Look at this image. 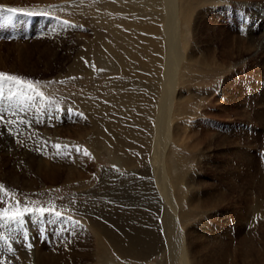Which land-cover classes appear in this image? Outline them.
I'll return each mask as SVG.
<instances>
[{"label": "rangeland", "instance_id": "374dc122", "mask_svg": "<svg viewBox=\"0 0 264 264\" xmlns=\"http://www.w3.org/2000/svg\"><path fill=\"white\" fill-rule=\"evenodd\" d=\"M9 1L31 8L27 11L47 9L49 16L18 15L27 24L0 26V72L40 81L51 105L42 107L37 99L35 106L20 111L16 99H7V89L0 98V115L16 121L7 127L0 123V208L14 207L18 200L21 207L54 206L62 216L25 213L22 225L0 220V261L40 264L36 254L41 252L46 258L54 254L56 264H103L90 213L97 216L101 207L122 199L145 204L151 198L147 200L142 187L133 191L129 185L154 181L150 158L140 165L119 164L110 142L92 133L93 121L81 101L91 95L110 106L125 89L114 57L102 53V40L88 50L99 31L110 35L104 23L116 24L121 14L104 10V0ZM0 4L9 6L7 0ZM193 11L191 65L176 92L185 104L173 128V149L188 161L186 170L195 186V193L180 205L189 214L184 235L202 264H264V0H196ZM81 58L83 71L71 72ZM119 110L136 112L131 105ZM70 172L75 180L66 182ZM106 172L117 175L114 188L108 184L98 189ZM153 200L163 212L165 204L154 195ZM153 223L151 228H163L160 218ZM160 258L153 257V264Z\"/></svg>", "mask_w": 264, "mask_h": 264}, {"label": "bare ground", "instance_id": "6f19581e", "mask_svg": "<svg viewBox=\"0 0 264 264\" xmlns=\"http://www.w3.org/2000/svg\"><path fill=\"white\" fill-rule=\"evenodd\" d=\"M7 1L9 6L14 7L12 2ZM195 2L196 0H104L101 4L104 10L117 11L121 17L116 24L104 23L113 41L110 42L109 36L99 31L98 36L95 35L89 42L88 50L95 41L102 40V53L114 57L116 67L124 75V83L120 84L123 83L122 88L125 89L118 93L110 106L91 95L81 99L82 106L89 112L93 121L92 133L110 142V151L122 167L135 162L140 165L150 158L151 170L154 172V181L141 180L132 182L133 186L129 185L132 190L142 187L147 194V200L151 198L152 203L150 200L145 204L136 205L126 203L122 199L117 204L101 207L100 214L96 213L97 216H94V212L90 213L98 239V256L103 264H153L152 258L157 255L161 258L156 264L204 262L199 258L201 256L191 241L186 240L188 234L184 233L188 224L185 222H188L189 214L187 210H182L184 208L180 210V205L183 204L181 202L188 200L191 194L195 193L194 179L186 170L188 161L185 163L184 157L181 158L173 149V128L183 109L182 101L176 92L178 87L185 83V69L191 65L188 37L194 18ZM145 7L156 11L147 12ZM24 9L31 10L29 7ZM148 14L151 16L149 19ZM90 52L87 51V58H90ZM75 65L71 70L73 73L80 69L83 71L86 64L81 58ZM89 71V74L95 72L92 65ZM183 101L185 104V100ZM124 105L134 106L136 112L120 111L119 108ZM113 174L104 173L98 189H106L108 184L114 188L112 178L117 175ZM71 176L72 172L66 182L75 180ZM130 179L121 180L128 182ZM153 195L156 196L157 202L160 201L159 204H165L163 212L158 204L153 203ZM197 207L202 209L200 205ZM159 218L163 228H151L152 223ZM160 231L164 233L163 236ZM229 249L226 247V254H229ZM249 250H252V247L248 248ZM53 255L46 258L44 253L36 254L40 264H47V261L54 264L56 261L53 263ZM222 264L232 262L226 261Z\"/></svg>", "mask_w": 264, "mask_h": 264}, {"label": "snow or ice", "instance_id": "6c2138e0", "mask_svg": "<svg viewBox=\"0 0 264 264\" xmlns=\"http://www.w3.org/2000/svg\"><path fill=\"white\" fill-rule=\"evenodd\" d=\"M51 8H55L57 6H49ZM18 15L23 16H35V15H43L45 17L49 16V12L47 10H42L41 12L35 11H27L24 8L17 7H9L3 4H0V26L4 25H14V24H27V21L18 19ZM52 19L57 20L59 23L63 25H69L70 22L67 20H60L59 17H51ZM83 59V58H82ZM87 63V62H86ZM94 67V65H93ZM40 81H33L31 79L24 78L19 75L9 74L7 72H0V98L5 96V89L8 90L7 99L17 100V106L20 107V111H24L26 107L29 105L35 106V102L39 99L40 105L43 107L44 105H51V101L45 95V93L39 88ZM58 107V106H57ZM71 112V109H69ZM15 115V113H13ZM82 115V114H81ZM0 123H5L6 127L8 125L16 123L14 120H5L4 115H0ZM11 129L9 128V131ZM57 149L61 148L60 144L54 145ZM67 147V146H65ZM76 151L79 152L80 148L77 146ZM84 155H89L87 150H84ZM115 167V166H114ZM4 190V185L0 184V191ZM25 213H35L39 218H43L47 213L55 218H60L62 213L57 211L54 206L50 207H29L25 205L24 207L20 206V201L15 202L14 207H2L0 208V220L4 222H12L24 224V215ZM67 219L71 220V217ZM55 223V220L50 221ZM73 223L79 226V221H73ZM29 247L31 245L29 244ZM9 252L13 251L12 248L8 249ZM0 264H4V261H0Z\"/></svg>", "mask_w": 264, "mask_h": 264}]
</instances>
